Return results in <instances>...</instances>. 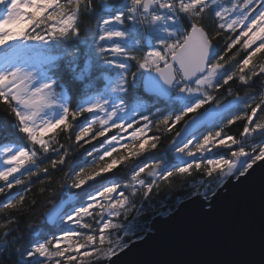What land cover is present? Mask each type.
I'll return each instance as SVG.
<instances>
[{
    "label": "snow or ice",
    "instance_id": "1",
    "mask_svg": "<svg viewBox=\"0 0 264 264\" xmlns=\"http://www.w3.org/2000/svg\"><path fill=\"white\" fill-rule=\"evenodd\" d=\"M254 78L264 0H0V264H111L188 202L214 213L264 168ZM37 182L67 198L25 238Z\"/></svg>",
    "mask_w": 264,
    "mask_h": 264
},
{
    "label": "water",
    "instance_id": "2",
    "mask_svg": "<svg viewBox=\"0 0 264 264\" xmlns=\"http://www.w3.org/2000/svg\"><path fill=\"white\" fill-rule=\"evenodd\" d=\"M201 203L193 200L171 218L157 219L147 239L111 264H264V168L226 185L211 215L198 214Z\"/></svg>",
    "mask_w": 264,
    "mask_h": 264
},
{
    "label": "trees",
    "instance_id": "3",
    "mask_svg": "<svg viewBox=\"0 0 264 264\" xmlns=\"http://www.w3.org/2000/svg\"><path fill=\"white\" fill-rule=\"evenodd\" d=\"M89 21L84 20V23H88ZM221 47H223V44H221ZM64 78L66 81H69V73L67 69H64ZM69 91L70 94L74 95L77 89V85L71 81H69ZM234 88L236 87L235 85L233 86ZM261 89H264V78L261 79H255L254 78V86L251 89L243 88L241 89V94H243L245 91H250V92H257L260 91ZM76 101L74 100L73 103ZM0 122H12V117L4 111L3 106H0ZM242 124L243 122H238V124L233 127L230 130V134H237L239 131L242 130ZM179 127V126H177ZM168 138L166 137L164 141L161 144V148L167 143ZM6 142L3 138V133H0V143ZM122 169V166H121ZM120 170H118L119 174ZM40 187H48L47 184L41 185L39 182L34 183L31 185V191L27 193L26 199H25V205H24V211L22 214L19 216V229L20 233L22 234L25 238H28L30 233L33 230H38V229H43L44 231H49L50 226L45 222L44 215L50 207H51V202H59L62 198L66 199V193L67 190H61L58 187H54L53 191L51 192H45V193H40L39 189ZM20 191V189H14L12 191V194L15 195L16 192ZM4 197H0V200H3ZM33 199H36L38 201L37 207L29 211L28 206L30 205L31 201ZM29 225L32 227L29 228Z\"/></svg>",
    "mask_w": 264,
    "mask_h": 264
}]
</instances>
